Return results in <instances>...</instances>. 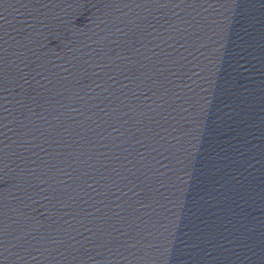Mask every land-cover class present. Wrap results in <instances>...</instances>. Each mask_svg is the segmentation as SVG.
Masks as SVG:
<instances>
[{
  "label": "water",
  "instance_id": "95a60500",
  "mask_svg": "<svg viewBox=\"0 0 264 264\" xmlns=\"http://www.w3.org/2000/svg\"><path fill=\"white\" fill-rule=\"evenodd\" d=\"M0 264H264V0H0Z\"/></svg>",
  "mask_w": 264,
  "mask_h": 264
}]
</instances>
